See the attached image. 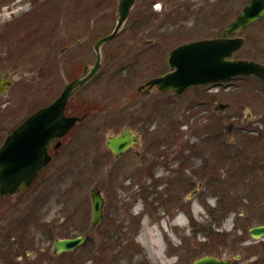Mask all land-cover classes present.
<instances>
[{
    "label": "rangeland",
    "instance_id": "obj_1",
    "mask_svg": "<svg viewBox=\"0 0 264 264\" xmlns=\"http://www.w3.org/2000/svg\"><path fill=\"white\" fill-rule=\"evenodd\" d=\"M249 1L223 0L224 8L214 12L220 0L136 1L117 36L100 49L99 75L70 99L67 114L83 117L87 111L85 118L66 134L61 152L28 191L0 199V232L20 226L17 232L31 242L26 264H100L102 252L115 255L100 253V245L123 232L143 249L148 264H191L213 253L237 259L234 264L261 258V246L248 231L259 225L253 219L264 218V82L241 76L191 87L182 95L145 86L170 71L174 48L221 35ZM42 2L44 13H53L45 15L42 41L36 20L23 33L21 47L7 50V55L22 53L24 61L0 62V75L11 74L16 83L2 97L11 103L0 110V143L29 115L52 103L83 63L92 68L98 61L95 44L117 26L118 0ZM57 15L59 26L48 29L47 20L54 22ZM258 22L237 34L245 45L235 59L264 64V17ZM124 129L139 132L141 140L116 158L106 139ZM221 143L238 158L225 160L229 152L222 154ZM213 144L216 152L208 149ZM240 163L248 166L243 174ZM149 171L154 173L151 180L143 178ZM93 186L107 191L110 216L95 229ZM210 208L216 210L215 218ZM189 213L200 232H194ZM139 218L136 230L134 219ZM51 231L87 240L73 255L56 257ZM206 232L220 234L219 242ZM93 244L97 250L91 253ZM250 252L257 256L247 257ZM135 258L142 259L138 254Z\"/></svg>",
    "mask_w": 264,
    "mask_h": 264
},
{
    "label": "water",
    "instance_id": "obj_2",
    "mask_svg": "<svg viewBox=\"0 0 264 264\" xmlns=\"http://www.w3.org/2000/svg\"><path fill=\"white\" fill-rule=\"evenodd\" d=\"M137 0H118V21L114 31L95 44L96 63L85 76L69 82L60 96L43 107L18 126L0 147V196L9 197L30 186L39 173L49 164L51 156L48 147L56 138H63L84 117L67 114L70 98L91 81L101 66V47L117 36L131 15ZM264 17V0H251L237 17L224 29L226 36L207 38L182 44L174 48L168 58L170 71L149 80L145 86L161 93L172 91L182 95L189 88L232 80L241 76H255L264 82V64L256 60L235 59V53L245 45V39L237 36L250 25ZM143 86V87H145ZM2 93V89H0ZM225 108V106H221ZM139 137L131 130L111 135L106 145L116 157L124 154ZM61 141L58 142V145ZM92 228H96L103 217L104 199L99 187L91 191ZM250 235L256 239L264 237V225L253 227ZM85 235L70 239H58L54 250L77 249L85 242ZM191 264H228V262L205 255Z\"/></svg>",
    "mask_w": 264,
    "mask_h": 264
},
{
    "label": "flooded vegetation",
    "instance_id": "obj_3",
    "mask_svg": "<svg viewBox=\"0 0 264 264\" xmlns=\"http://www.w3.org/2000/svg\"><path fill=\"white\" fill-rule=\"evenodd\" d=\"M42 1L41 0H0V55L2 54V57H1L2 61H0V62L9 63V64H16V63H21V62L24 61V55L22 53H18V54L17 53H13L11 55H7V50H12V49H16L18 47H21L22 42L24 41L23 40V38H24V34L23 33L31 31V30H27V27L31 23H34V21H36V20H37L36 21L37 25H39L38 30L40 31L37 34H39L38 36H39V38L42 41L43 35L40 36V34L42 32V27H44V25H45L44 24L45 23V20H44L45 15H47L46 17L48 18V16H52L51 14H53V13H50V10L47 11V14L44 13V11H43L44 3ZM5 12H8L7 16H5V14H6ZM58 16L59 15L56 16V18H55L56 20H54V22L52 20H50L51 18H49L47 20L46 23H48V25H47L48 29H51V28L55 29V28H57V26H59V21H57L58 20ZM49 21H50V23H49ZM26 34H25V37L27 36ZM40 39L38 41L36 39L35 43L39 44L40 43ZM66 50H67V47H65L63 49V51H65V52H66ZM81 67L82 68L79 69L80 73L75 75L71 81L85 76L91 70V66L88 63V61L83 63V65H81ZM99 70H101V66H100ZM99 70H98V72H97V74L95 75L94 78H96L99 75V73H100ZM14 84H16V83H15L14 80L12 82L11 74H7L6 73L5 75H0V89H2V93H0V110L1 111H4V109L6 110V107H8V104L11 103V99L10 100H7V99L5 100L2 97L6 96V94L9 91H11V88H12V86H14ZM84 86H86V85H84ZM83 87H81L76 93H78ZM69 102H70V100H69ZM68 105H69V103H68ZM45 106H47V105H45ZM45 106H42L41 108H43ZM41 108H39V109H41ZM39 109H37V110H39ZM67 110H68V107H67ZM83 117L85 118V116H83ZM22 123H20L18 126H20ZM18 126L14 127V129H12L9 132V134L5 137V139L2 141V143H0V147L4 143V141L8 138V136L13 132V130H15ZM124 130L133 131V134L137 135L139 137V141L141 140V134L139 132H135L134 129H124ZM65 137H63L61 139L60 138H56L50 144V146L48 147V153L51 156V161L39 173V175L36 177V179L33 181V183L30 186H28V187L22 188V190L20 192L14 194L12 196H15V195H17L19 193H22V192H25V191H28L36 183V181L38 180V177H40V175L52 163V161L54 159V156L58 155L59 152H61V149L63 148V139ZM59 141H61L60 145H58ZM138 143L139 142H137L136 144L132 145L126 152H124V154L122 156L127 154L132 148H134L136 145H138ZM137 155L139 156L140 153H138ZM122 156H120V157H122ZM120 157H116V158H120ZM263 162H264V160H263ZM262 167L264 168V165ZM143 174L139 173L138 176L139 177H143ZM109 175H110V173H109ZM153 175H154V173H150V171H149L148 174H146V176L143 177V178H150V180H151V177ZM129 179H130V177H129ZM150 183H152V182H150ZM106 185L110 186V184H106ZM100 190H101V194H102V197L104 199V205H105L103 207V217H102V220L100 222V225H101V223H104L105 221L107 223V219L110 216L106 215V206L108 204V201H107V195H105V194L107 193V191L106 190H102V189H100ZM181 190H182V188H181ZM12 196H10V197H12ZM1 198L6 199L8 197L0 196V199ZM177 199H179V201L181 200L180 197H178ZM143 200H144V198H143ZM172 201H174V200H172ZM125 219H129V218L127 217ZM220 220H222V219H220ZM253 221H254V223H259V225H256V226H253V227H257V226H261L262 227V225H264V218L263 219H253ZM23 225H25V224L22 221V226ZM218 225H219V220H217V226ZM105 226H106V224H105ZM236 226H237V224H235L234 228H236ZM19 227L20 226L14 227L13 231L11 229H9V231H6L5 235H3V233H4L3 231L0 232V238L2 239V243L0 244V262H5V264H26V262L24 261L23 258H24V256L28 255L27 253L29 251V248L31 247V244H30L31 242L27 241V239L25 238L24 232H22V231H18L17 232V230H18L17 228H19ZM253 227H251L250 229H252ZM106 228H105L106 231L104 233L108 234V229H106ZM68 229L70 230V227ZM240 229H244V228L240 225ZM31 234L32 233H30V235ZM248 234L250 235V230L248 231ZM64 235H67V233H65L63 235L56 236L53 233V231H51V233L49 235V239L54 238L55 239L54 243H55V241L58 240V239H70V238H75L76 237V236L68 237L69 235H67L65 237H61V236H64ZM219 235L220 234H218V233H216V235H214V237H215V240L213 241L214 243L215 242H219V240H220L219 239L220 238ZM85 237H87V236H85ZM251 237L255 241H257V243L259 242L257 244L259 247L261 246L260 253L258 254L259 256H261V258L257 257L258 259L256 261L251 262L250 264H264V237L260 238V239H256L253 236H251ZM86 240H87V238L85 239V241ZM235 242L238 243V239ZM54 243H53V246H52L51 250L53 251V254L56 257L71 256L75 252V250H71V251H66L65 250V251L60 252V253L57 254L55 252V250H54ZM228 243H231V241L228 240ZM8 244H10L11 247L8 248ZM218 245L220 246L221 243L218 244ZM234 245L236 246V244H234ZM239 249H241L242 251H246L247 248H242L241 247ZM3 250H5L4 251L5 253H3ZM206 255H208V254H206ZM209 255H212L213 257H216V258L220 259L221 261L228 262V264H234V263L237 262V259L235 261L232 260V259L230 260L229 258L227 259V257L218 256V254H215V253L209 254ZM214 255H216V256H214ZM253 255L257 256L256 253H251L250 252V253H248L247 257L253 256ZM177 259H179L178 256H177ZM73 260H74V257H73L72 261ZM39 264H43V263L40 262Z\"/></svg>",
    "mask_w": 264,
    "mask_h": 264
},
{
    "label": "trees",
    "instance_id": "obj_4",
    "mask_svg": "<svg viewBox=\"0 0 264 264\" xmlns=\"http://www.w3.org/2000/svg\"><path fill=\"white\" fill-rule=\"evenodd\" d=\"M222 2H223V0H220L219 3H216L215 8L213 9V12L216 10H220V9L224 8L223 7L224 4ZM147 22L148 21L146 20L144 23H147ZM221 35H223V34H221ZM221 35H219V36H221ZM86 113H87V111H84L82 115L85 116ZM255 140L256 139H249L248 142L252 143ZM219 148H220V151L222 152V154L229 152L225 155V157H224L225 160L228 159V160L234 161L235 159L238 158L236 156L237 154H235L233 152V149L226 146L225 143H221ZM259 148H262V147H259ZM208 149H210V150L214 149V151H212V152H216V144H213V146H210V148H208ZM243 150H245V147ZM259 150H261V149H259ZM262 150H264V146H263ZM246 167H248V166L247 165L244 166L242 163H240L238 168L241 170L240 171L241 174H243L246 170H248V169H246ZM237 176H239L240 179L244 178L241 175H237ZM203 204L205 205V207H208V205H206V203H203ZM222 207H223V205L220 206V208H222ZM215 212H216L215 209H211V208L209 209V213L211 216H213V218H215V216H216ZM189 217L191 219L193 228H195L194 232H196V229H198L199 224L194 221V219L190 213H189ZM134 222L137 224L136 230H138L140 228V225H139L140 224V218L134 219ZM201 231H203V230L201 229ZM199 232H200V230H199ZM206 233H208V235L210 237H212V235L213 236L215 235L213 232H206ZM90 248H89V251H91V253H93L95 250H97L95 244H93L92 247H90ZM98 250H99V252H100V250H103V251L110 252V254L114 253L115 255L113 257L119 259V260H115V259L113 260V257L104 256L103 252H102V257H100V258H103V259L101 260L100 264H148V262L145 260L146 257L143 256L144 255L143 249L139 245H137L132 240V238H130V236L128 235V232H123L121 234L120 238L117 237L116 235H112L106 244H102V246L100 245V248ZM129 251H135L137 253L129 252ZM137 254H138V256L142 257V259L140 261H137L135 258V256ZM195 255H197V254H194V256ZM116 256H118V257H116Z\"/></svg>",
    "mask_w": 264,
    "mask_h": 264
},
{
    "label": "bare ground",
    "instance_id": "obj_5",
    "mask_svg": "<svg viewBox=\"0 0 264 264\" xmlns=\"http://www.w3.org/2000/svg\"><path fill=\"white\" fill-rule=\"evenodd\" d=\"M177 222H178V223H183V222H182V221H180V220H178Z\"/></svg>",
    "mask_w": 264,
    "mask_h": 264
}]
</instances>
